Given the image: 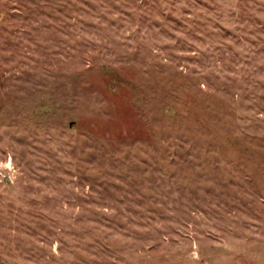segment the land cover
<instances>
[{
    "label": "rangeland",
    "instance_id": "rangeland-1",
    "mask_svg": "<svg viewBox=\"0 0 264 264\" xmlns=\"http://www.w3.org/2000/svg\"><path fill=\"white\" fill-rule=\"evenodd\" d=\"M0 264H264V0H0Z\"/></svg>",
    "mask_w": 264,
    "mask_h": 264
}]
</instances>
